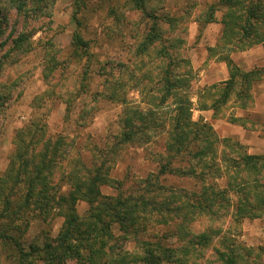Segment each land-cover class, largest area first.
<instances>
[{"label":"rangeland","instance_id":"obj_1","mask_svg":"<svg viewBox=\"0 0 264 264\" xmlns=\"http://www.w3.org/2000/svg\"><path fill=\"white\" fill-rule=\"evenodd\" d=\"M218 1L164 0L160 3L148 0L145 2V12L157 19L160 29L155 31L159 34L163 32L171 41L173 37L181 40L176 50L188 62V66H181L180 72L184 74L182 78L189 82L186 94L191 121L205 123L203 120L207 119L206 124L212 127L219 139L240 144L250 155L262 156L264 80L253 85L251 107L240 108L239 102L232 97L222 108L221 118H215L213 110H204L215 99L211 87L221 86L227 77L228 69L222 57L226 53L230 58L237 55L229 52L233 39L224 48L218 46L222 40L221 20L225 10H218L214 23H203L204 18L211 14L209 7L216 6ZM39 2L43 16L37 18L31 13L25 19L8 5L0 12V178L7 173L23 134L28 130L35 132L37 128H43L47 137L57 139L64 136L69 143L70 140L73 142L74 145L66 147L70 155L64 164L77 163L82 170V167L91 168L102 159L111 160L110 179L115 181L113 187L120 182L119 189L124 194H142L143 183L150 175L153 179L160 163L167 162L166 129L172 121L167 120L163 113L171 109L156 112L157 117H162L157 126L149 127L152 132H157L149 142L135 144L140 137L137 135L134 143L124 147L115 146L117 136L127 130L122 126V120L130 118L135 111H152L145 100H148L150 93H155L152 89L162 72V67H156L161 61L157 56L161 45L155 41L143 55H138L142 49L138 47L144 42L153 19L144 18L143 12L133 9L130 0ZM165 19H168V23L161 24ZM168 25L173 26L170 36L165 34ZM76 38L82 41V46H76ZM261 46L252 48L255 50ZM231 119L243 120L245 127L230 123ZM111 148L112 152L115 150L114 153L110 152ZM223 149L224 146H220L218 151ZM185 166V163L175 161L170 169L175 171ZM200 170V167H196L194 171ZM62 179V171H57L55 183L62 182L61 192L66 193L69 188ZM158 182L167 189L194 193L199 192L203 185L219 189L226 187L225 179H206L203 183L198 179L175 175L163 176ZM101 193L114 196L115 190L104 186ZM233 200L236 202L235 197ZM19 203L21 200L15 201L12 208ZM86 209L85 203L77 204L81 216ZM62 213L61 210H52L36 221L30 220L32 214L26 211L21 214L20 223H1L0 233H7L18 225L20 241L25 245L38 241V246L43 247L47 241L57 237L64 221ZM147 224L139 235L141 242L154 243L159 239L165 242L176 228L175 222L166 221L164 213L160 217L153 216ZM218 224L233 247L255 252L264 249V217L237 223L232 222L228 215H223ZM116 229V225L111 226L114 234L120 236ZM221 242L216 241L213 247H220ZM134 245L129 242L126 250ZM18 257L13 243L0 240V264H18ZM104 261L103 257L93 263L85 261L80 264H103ZM258 261L264 264V255ZM24 264L45 263L42 255H39ZM65 264L78 263L68 261ZM186 264H218V261L210 250L203 257L199 255L197 263Z\"/></svg>","mask_w":264,"mask_h":264},{"label":"trees","instance_id":"obj_2","mask_svg":"<svg viewBox=\"0 0 264 264\" xmlns=\"http://www.w3.org/2000/svg\"><path fill=\"white\" fill-rule=\"evenodd\" d=\"M130 1L133 9L143 12L144 18L153 19L144 42L138 47H142L138 55H143L148 47L159 41L161 48L157 50V56L161 61L156 67H162V72L152 89L157 96L150 93L145 100L152 111H135L130 118L122 120V126L127 130L117 136L115 147L134 143L137 135L140 137L135 144L149 142L157 135L149 127L157 126L162 117H157L156 112L170 108L163 113L172 121L166 129V164L160 163L153 179L151 175L147 178L141 188L142 194H124L119 189L120 182L113 187L111 160L102 159L91 168L84 166L80 170L77 163L64 164L70 155L66 147L74 145L71 140L69 143L64 136L57 139L47 137L43 128H37L35 132L28 130L16 147L7 173L0 178V224L20 223L21 214L26 211L32 214L30 220L38 221L52 210H61L64 221L57 237L43 247L38 246V241L29 245L20 241L18 225L7 233H0V240L13 243L19 255L18 264L39 255L45 264L93 263L103 257V264H186L197 263L199 255L203 257L210 250L217 257L218 264H262L258 260L264 255V249L255 252L233 247L223 236L218 223L223 215L237 223L264 217V155H250L240 144L219 139L210 125L191 121L186 94L189 82L180 72L181 66H188V62L176 50L181 40L173 37L171 41L163 32L155 31L160 29L157 19L145 12L148 0ZM5 5L25 19L31 13L36 18L43 16L39 0H0V12L5 10ZM209 8L211 14L204 18V24L214 23L218 10H225L221 20L222 40L218 46L224 48L232 43L231 39L234 46L229 49L231 53L264 46V0H219L216 6ZM161 22L166 24L168 19ZM1 30L0 22V33ZM172 32L173 26L168 25L165 34L170 36ZM75 44L82 46L83 43L76 38ZM222 61L228 69L229 79L221 86L211 87L215 99L209 107H204V110H213L215 118L222 117V108L232 97L239 102L240 108L251 107L253 85L264 80V70L244 72L233 64L228 53ZM229 122L245 127L241 119ZM220 146L224 149L218 151ZM114 151L110 149V152ZM175 161L186 166L173 171L170 165ZM196 167L201 170L195 172ZM57 171L63 173L62 181L69 188L66 193L61 192L62 182L55 183ZM166 175L198 179L203 183L206 179H225L226 187L219 189L203 185L197 193L176 191L159 184V178ZM104 186L113 188L114 196L103 195L101 188ZM19 200L21 203L12 208ZM80 202L87 205L82 216L77 211ZM162 213L166 215V221L176 223L172 236L165 242L160 239L154 243L141 242L139 235L150 218L160 217ZM112 225L117 226L120 236L111 230ZM216 241H222L220 247L223 251L220 247H213ZM129 242L135 245L126 250ZM191 255H195L194 258H189Z\"/></svg>","mask_w":264,"mask_h":264},{"label":"crops","instance_id":"obj_3","mask_svg":"<svg viewBox=\"0 0 264 264\" xmlns=\"http://www.w3.org/2000/svg\"><path fill=\"white\" fill-rule=\"evenodd\" d=\"M234 54L237 55H235V57L233 56L232 58H230V60L236 67L243 70L244 72H250L252 70H255L254 65L259 68H264V46H261V48H257L255 50L253 48H249L245 51L234 52L233 55ZM228 79L229 75L227 72V77L224 79L223 82L227 81ZM203 121L205 123L208 122L207 119H204Z\"/></svg>","mask_w":264,"mask_h":264}]
</instances>
